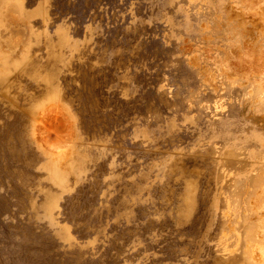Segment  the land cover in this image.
<instances>
[{
  "label": "rangeland",
  "instance_id": "374dc122",
  "mask_svg": "<svg viewBox=\"0 0 264 264\" xmlns=\"http://www.w3.org/2000/svg\"><path fill=\"white\" fill-rule=\"evenodd\" d=\"M0 264H264V0H0Z\"/></svg>",
  "mask_w": 264,
  "mask_h": 264
},
{
  "label": "bare ground",
  "instance_id": "6f19581e",
  "mask_svg": "<svg viewBox=\"0 0 264 264\" xmlns=\"http://www.w3.org/2000/svg\"><path fill=\"white\" fill-rule=\"evenodd\" d=\"M262 257H263L262 255H259V257H255V256H254V259H255V260H258V261L260 262V261L262 260Z\"/></svg>",
  "mask_w": 264,
  "mask_h": 264
}]
</instances>
